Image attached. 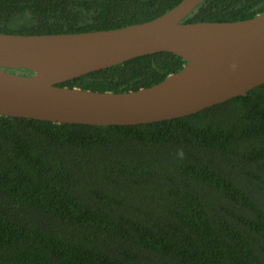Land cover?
Here are the masks:
<instances>
[{
	"label": "trees",
	"instance_id": "1",
	"mask_svg": "<svg viewBox=\"0 0 264 264\" xmlns=\"http://www.w3.org/2000/svg\"><path fill=\"white\" fill-rule=\"evenodd\" d=\"M179 1L0 0V32L114 29ZM261 12L264 0H203L182 22ZM183 64L144 54L59 85L126 92ZM0 264H264V83L141 124L0 115Z\"/></svg>",
	"mask_w": 264,
	"mask_h": 264
},
{
	"label": "water",
	"instance_id": "2",
	"mask_svg": "<svg viewBox=\"0 0 264 264\" xmlns=\"http://www.w3.org/2000/svg\"><path fill=\"white\" fill-rule=\"evenodd\" d=\"M202 1L180 0L151 20L114 29L0 32V115L97 126L141 124L195 113L264 83V12L234 21L182 22ZM162 51L180 56L184 64L148 87L100 92L59 85Z\"/></svg>",
	"mask_w": 264,
	"mask_h": 264
}]
</instances>
